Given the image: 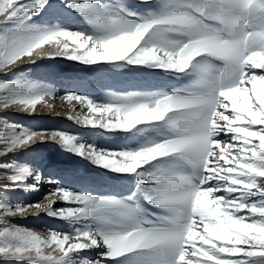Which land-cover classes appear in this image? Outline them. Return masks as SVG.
Returning a JSON list of instances; mask_svg holds the SVG:
<instances>
[{
  "label": "snow or ice",
  "instance_id": "1",
  "mask_svg": "<svg viewBox=\"0 0 264 264\" xmlns=\"http://www.w3.org/2000/svg\"><path fill=\"white\" fill-rule=\"evenodd\" d=\"M160 2V11L141 16L112 0H0V73L19 67L24 58L35 64L36 54L98 69L196 74L180 88L109 92L102 101L67 93L68 102L77 101L89 113L69 116L75 124L136 131L144 140L135 147L99 148L79 134L35 131L0 118L5 129L0 157L35 143H59L93 165L135 176L138 187L150 188L145 198L171 213L166 222L140 219L130 203L135 193L119 199L64 187L51 191L46 205L10 206L0 200V261L264 264V0ZM46 5L72 10L91 27L31 23ZM45 45L57 51L45 53ZM54 95L56 89L44 83L0 79V112L32 115ZM175 158L191 171L173 166ZM0 169H14L3 172L12 183L0 189H14L29 176L33 190L44 182L29 166L0 161ZM47 183L59 182L49 178ZM57 201L69 206L54 208ZM40 211L80 226L42 235L7 219ZM92 250H100L98 258L85 255Z\"/></svg>",
  "mask_w": 264,
  "mask_h": 264
},
{
  "label": "rangeland",
  "instance_id": "2",
  "mask_svg": "<svg viewBox=\"0 0 264 264\" xmlns=\"http://www.w3.org/2000/svg\"><path fill=\"white\" fill-rule=\"evenodd\" d=\"M112 2L117 6L126 7L141 16L147 15L150 12L160 11L162 8L160 0H153L151 4H141L138 3L137 0H112ZM49 3H51V0H49ZM31 23L36 25L61 23L73 28L82 29H88L91 27L84 21L80 14L66 8H53L48 7L47 5L40 11L39 15L32 18ZM44 51L45 53L55 52L57 51V48L55 45H45ZM33 58L36 59L35 64L28 63V58H24L19 62V67L13 69L7 74L0 73V79L15 81L17 84H31L34 82L44 83L49 87L55 88L57 91L56 94L61 93L63 96L70 92H62V90H64L63 86L65 85L66 87L69 84H74L75 88L72 90L70 89L71 91H76L75 93L80 95L88 94V96L95 98L98 101H102L107 93L124 92L122 90L123 88L128 89V87L135 86L134 84H143L144 91L170 90L172 88H180L188 85L196 78V74L194 73L177 77L174 75L153 72L151 70H130L127 67L98 69L96 66H86L59 57L56 59H41L34 54ZM79 82L80 84H78ZM88 91L90 92L88 93ZM62 95H59V98L57 99L63 100ZM56 96L58 97V95H54L55 98ZM60 97L62 99H60ZM68 117L69 116L60 113L44 114L36 112L35 114L29 115L15 109L0 112V118H4L8 123L22 125L25 128L35 131L49 129L79 134L83 142L86 141V143L95 144L99 148L119 149L135 147L144 140L143 134L136 131L126 133L121 131L105 132L103 129L90 127L89 129L88 127L75 124L74 120L69 119ZM4 131L5 129L0 127V133H3ZM155 134V132L149 133V135L152 136ZM2 147L3 145H0V148ZM0 161L14 164L17 168L29 166L37 172L40 171L41 173H39L41 175L50 172L52 169L66 171L69 177H66L65 174L64 176L68 178L69 181L67 182V185L63 182L64 185H66L64 187H68L77 193H91L97 196H114L119 199L131 197L135 193V197L130 203L136 209L135 215L137 218L166 222L171 217V213H169L168 210L151 204L145 198L144 193L150 191V188L148 186L138 187V181L135 176L131 177V175H129L128 177L127 174H117L110 170H104L102 167L93 165L90 161L84 160L78 155L65 151L59 143H53L50 141H45L41 144L35 143L31 147L0 157ZM157 166L158 162H153L152 167ZM173 166H176L179 170L185 172L191 170L189 169L190 166L179 158H175ZM2 171L11 174L14 172V169H0V185L12 183L10 180L8 181L5 179ZM51 176L54 175L52 174ZM65 177L63 179H66ZM70 177H72L71 181ZM32 179L33 178L29 176L26 181H22L26 186L20 182V185L14 189H0V192H2L0 193V200H3L5 204L10 206L29 204L25 201V197L29 196L30 189H28L27 186L33 184ZM26 188L27 190H25ZM17 191L20 194H18ZM44 198H40L38 202L46 203L49 200V196H47L45 200ZM67 206L69 205L62 202L59 203L56 208ZM39 217L40 219L37 221V218ZM35 218V214L31 215L29 213L26 217L16 216L8 217L7 219L12 224L30 228L34 231L40 232L42 235H46L48 229H54L59 232H71L77 223L79 224V222H75L74 224V222L68 220L55 218L47 213H42L36 219ZM92 219L97 223L101 222L100 217H94ZM64 221H67L66 224ZM77 226H80V224ZM99 253L100 250L93 255L85 254L91 259H96L99 257ZM0 264H29V261L5 260L0 261ZM109 264H116V262L109 261Z\"/></svg>",
  "mask_w": 264,
  "mask_h": 264
},
{
  "label": "bare ground",
  "instance_id": "3",
  "mask_svg": "<svg viewBox=\"0 0 264 264\" xmlns=\"http://www.w3.org/2000/svg\"><path fill=\"white\" fill-rule=\"evenodd\" d=\"M35 59V58H34ZM95 68V67H94ZM94 68H92V69H94ZM47 76V75H46ZM103 78V77H102ZM47 79V78H46ZM104 79V78H103ZM51 80V79H50ZM55 81V80H54ZM57 81V80H56ZM77 81H79V80H77ZM105 81V80H104ZM34 83H36V82H34ZM47 83V82H46ZM23 84H25V83H23ZM32 84V83H31ZM51 84V83H50ZM58 84H59V82H58ZM62 84V83H61ZM75 84H76V82H75ZM78 84H80V82L78 83ZM131 85H132V83H131ZM135 86H131L130 88L128 87V89H122L124 92H126V91H144L143 89H144V87L141 85V84H134ZM83 86V85H82ZM64 87V90H62V92H65V91H67V92H74V91H71L73 88H75V86H74V84L72 85H67L66 87H65V85L63 86ZM77 87V86H76ZM80 87V86H79ZM82 88V87H81ZM106 88V87H105ZM71 89V90H70ZM85 89V88H84ZM159 89H162V88H159ZM75 90V89H74ZM78 90H80V89H78ZM57 92V91H56ZM76 92V91H75ZM82 92H84V91H82ZM87 92V91H86ZM90 91H88V93H89ZM56 95H58V97L56 96V98L53 96V97H50V98H46V100H47V105L48 106H46L45 104H44V102H41L40 104H38L37 105V109H36V112H39V113H44V114H46V113H60V114H62V115H65V116H75V115H77V114H89L88 113V110H87V108H85V107H82L77 101H71V102H68L67 101V99H66V95H62L61 93H57ZM59 95H62V97H63V100H59V99H57V98H59ZM86 95H88V94H86ZM60 99H62L61 97H60ZM98 115V114H97ZM56 116V115H55ZM52 117V116H51ZM54 118V117H53ZM69 120V119H68ZM63 122V121H62ZM66 122V121H65ZM89 128V127H88ZM90 129V128H89ZM92 130V129H91ZM84 131V130H83ZM93 131V130H92ZM88 134V133H87ZM85 141V140H84ZM86 142V141H85ZM41 144V143H40ZM47 146V145H46ZM32 152V151H31ZM35 152V151H34ZM39 152V151H38ZM41 152V151H40ZM37 154V153H36ZM36 156V155H35ZM40 158V157H39ZM35 160H37V159H35ZM38 161V160H37ZM34 164V163H33ZM39 166V165H38ZM32 167V166H31ZM95 167V166H94ZM37 168V167H36ZM188 169V168H187ZM189 169H190V167H189ZM35 170V169H34ZM39 170H41V169H39ZM105 170V169H104ZM189 171V170H188ZM191 171V170H190ZM189 171V172H190ZM4 171H2V173H3ZM40 172V171H39ZM41 173V172H40ZM54 175V176H51V175ZM64 174L66 175V177H69L68 176V174L66 173V171H63V170H54V169H52V170H50V172H48V173H46V174H44L43 173V175H42V177L44 178V182L42 181V182H40L39 183V185H38V189L37 190H33L32 188H30V187H28L27 186V188L28 189H30L29 191H30V193H29V196H26L25 197V201H27V203H29V204H36V203H41L42 205H46L48 202H49V200L46 202V203H42V202H38L39 201V199L40 198H44V200L46 199V197L47 196H49L48 194L51 192V191H53L55 188H57V187H64V186H66L67 185V182L69 181L68 180V178H66L65 176H64ZM70 174V173H69ZM126 175V174H125ZM1 176H3V175H1ZM71 176V175H70ZM128 177H129V175H127ZM126 176V177H127ZM66 178V179H63V178ZM127 177V178H128ZM132 177V176H131ZM49 178H53V179H55L56 181H58L59 183L58 184H49V183H47V180L49 179ZM71 179H70V181L72 180V177H70ZM33 180V179H32ZM9 181V180H8ZM24 182V181H23ZM22 182V183H23ZM66 184V185H64V183ZM32 183H34V180L32 181ZM3 184V183H2ZM24 184V183H23ZM28 184V183H27ZM22 185V184H21ZM25 185V184H24ZM30 185V184H29ZM26 186V185H25ZM69 186V185H68ZM21 188V187H20ZM27 188L25 189V190H27ZM65 188V187H64ZM66 188H68V187H66ZM78 188V187H77ZM23 190V189H22ZM76 190H78V189H76ZM80 190V189H79ZM82 191V190H81ZM84 191V190H83ZM88 191V190H87ZM76 192V191H75ZM17 193H18V191H17ZM18 194H20V193H18ZM28 195V194H27ZM59 203H62V201H57L54 205H53V207L54 208H56V206L59 204ZM29 204H27V205H29ZM57 209H59V208H57ZM42 213H47V212H45V211H40L39 212V214L38 215H35L36 216V218L40 215V214H42ZM170 213V212H169ZM31 214V213H30ZM32 215V214H31ZM34 215V214H33ZM47 217H49V216H47ZM35 218V219H36ZM50 218V217H49ZM40 219V217L39 218H37V221ZM48 219V218H47ZM61 222V221H60ZM65 222V224H66V222L67 221H64ZM69 223V222H68ZM51 224V223H50ZM74 224H75V222H74ZM73 225V224H72ZM77 225H79L78 223H77ZM76 225V226H77ZM74 226V225H73ZM75 226V227H76ZM78 227V226H77ZM98 250H92V251H90V252H86L87 254H94L95 252H97ZM86 255V254H85ZM95 256V255H94Z\"/></svg>",
  "mask_w": 264,
  "mask_h": 264
}]
</instances>
